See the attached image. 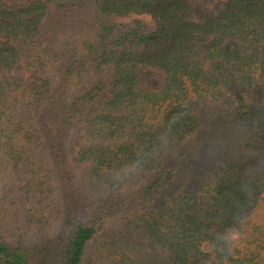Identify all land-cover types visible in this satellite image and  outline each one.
Returning <instances> with one entry per match:
<instances>
[{
    "label": "trees",
    "instance_id": "16d2710c",
    "mask_svg": "<svg viewBox=\"0 0 264 264\" xmlns=\"http://www.w3.org/2000/svg\"><path fill=\"white\" fill-rule=\"evenodd\" d=\"M261 84L264 0H0V264H264ZM169 152L200 182L153 202Z\"/></svg>",
    "mask_w": 264,
    "mask_h": 264
},
{
    "label": "rangeland",
    "instance_id": "374dc122",
    "mask_svg": "<svg viewBox=\"0 0 264 264\" xmlns=\"http://www.w3.org/2000/svg\"><path fill=\"white\" fill-rule=\"evenodd\" d=\"M147 18V16H146ZM62 38L60 37V40ZM209 62L207 61V65ZM37 73L36 67L25 65L24 70L21 73H10L6 76L9 78H17L25 81H30ZM108 72H105L102 77L103 79H108ZM146 80L153 84H157L159 80V76L157 71L146 70ZM96 79H92L88 82H83L77 90L79 92H84L89 89L94 83ZM246 102L248 104H263L264 102V84H261L258 89L254 92H246L244 93ZM99 102L95 103L93 107H98ZM205 127L204 132H209L213 129V123L216 121L214 117H206L205 119ZM214 136L206 140L205 137L196 136L192 141L195 143L196 147L195 150L199 151L198 156L201 155V158H205L208 160L213 159V162L222 163L224 158L234 157L237 159H245L249 156L248 152L244 149H241L240 146H236V138L237 134L226 133L220 127H216L215 131L213 132ZM239 135V134H238ZM73 143L76 147H80L82 145V139L80 137L75 136L73 139ZM189 150V149H188ZM220 151H224L223 155H220ZM196 160V158L194 157ZM185 166V165H184ZM170 168L174 170V177L170 187L164 189L163 191L155 194L152 198L153 202L160 201L164 199L167 195H169L172 190L178 186L180 183H185L188 186L195 188L199 182L200 177L198 175H193L190 172H186V169L180 166V159L177 153L169 152L165 157L161 169ZM186 168V166H185ZM16 183L13 181H3L0 182V200H4L9 198L13 193L16 192L15 189ZM147 206V204L145 205ZM144 206V207H145Z\"/></svg>",
    "mask_w": 264,
    "mask_h": 264
}]
</instances>
